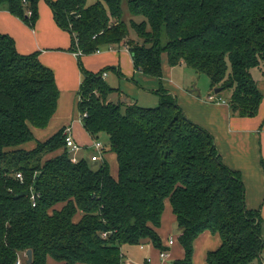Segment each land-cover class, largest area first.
<instances>
[{
    "label": "trees",
    "instance_id": "1",
    "mask_svg": "<svg viewBox=\"0 0 264 264\" xmlns=\"http://www.w3.org/2000/svg\"><path fill=\"white\" fill-rule=\"evenodd\" d=\"M27 1L0 0V6L8 3L34 26L39 0ZM47 2L73 35L72 49L82 52L83 125L96 140L107 135L105 148L117 154L119 172L114 177L106 160L74 163L65 128L24 147L35 139L33 127L49 125L60 89L36 53L21 54L14 38L0 32V264H28V249L30 264H46L49 256L59 264H126L123 247L145 240L168 250L157 231L168 199L186 252L176 263L192 264L195 239L210 230L222 243L209 251V264H264L261 211L248 208L242 174L223 162L213 135L162 88L153 107L116 102L110 97L119 89L103 77L111 67L93 73L81 58L126 46L138 71L161 80L167 53L171 66L184 65L207 75L213 90L221 87L215 95L229 91L233 115L255 116L263 94L251 69L264 62V0Z\"/></svg>",
    "mask_w": 264,
    "mask_h": 264
},
{
    "label": "crops",
    "instance_id": "2",
    "mask_svg": "<svg viewBox=\"0 0 264 264\" xmlns=\"http://www.w3.org/2000/svg\"><path fill=\"white\" fill-rule=\"evenodd\" d=\"M38 11L36 24L30 26L10 11L8 3L0 6V32L14 38L21 54L36 53L39 60L52 69L60 89L58 108L49 125L45 128L33 127L35 139L27 142L24 147L32 149L38 142L45 141L60 129L70 128L76 140L83 146L81 150L90 152L92 156L96 153L92 148L96 139L85 129L78 109L83 74L79 56L72 49L73 35L58 24L47 0H39ZM81 58L84 67L93 73H99L111 67L107 70L108 75L105 80L118 85L119 91L114 93L115 98L111 95L113 99H116L119 94L122 96L128 94L123 90V82L128 83L132 90L136 88L140 93L141 82L139 80L143 78L139 76H143L144 73L136 69L128 47L104 49L82 55ZM113 71L118 77L112 75ZM251 73L263 94L258 113L251 117L232 114L230 104L226 100L230 96L229 91L226 94L223 92L222 96L218 95L217 99H210V95L215 92L212 87L207 90L206 95H202L201 89L192 91L189 88L192 82L189 69L184 65L171 66L167 53L163 54V76L159 80L160 85L157 89L162 88L173 94L186 116L213 135L223 162L228 167L241 172L246 187L248 208L261 211L263 218L261 232L264 239V62L252 68ZM139 99L134 97L128 102L139 103ZM77 117L81 120L76 121L79 120ZM104 160L110 164L112 175L118 177L117 154L106 147L102 159L93 162L99 165ZM80 219L81 214L78 213L75 221ZM157 231L163 246L168 248L169 256L161 257L160 249L155 247L151 241L145 240L143 241L144 247L139 244L138 247L136 246L138 249L132 252L133 257L140 255L138 260L131 256L130 251L133 246L123 247L126 264H137V261L143 264L148 257L151 258L149 264H178L176 261L185 258V248L179 239L181 231L169 199L166 200L162 222ZM171 238H174L173 245L169 244ZM221 243L219 233L210 230L203 231L194 241L192 264H209L207 259L209 251L219 248ZM125 248L128 253L125 252ZM262 259L264 261V249ZM46 264H59V262L49 256ZM77 264L84 263L78 262Z\"/></svg>",
    "mask_w": 264,
    "mask_h": 264
},
{
    "label": "rangeland",
    "instance_id": "3",
    "mask_svg": "<svg viewBox=\"0 0 264 264\" xmlns=\"http://www.w3.org/2000/svg\"><path fill=\"white\" fill-rule=\"evenodd\" d=\"M95 0H89V3H93ZM123 10H124V17L128 20L129 19V16H130V12H129V8H128V4L126 1L123 2ZM189 73H190V77L192 82L190 83V89H194V87H196V89L194 91H197L198 89L202 91V95H206L207 94V90H210L211 89V84H210V79L207 75L205 74H201V75H197L192 69L190 70L189 69ZM112 75H117L116 72H112ZM180 76V74H179ZM139 77H142L143 80H139L140 82V85H141V90H140V93L137 92L136 88L135 90H132L129 86L128 83H124L123 82V90L126 91L128 94H125V95H117L116 99H113L115 100L116 102H120V100L122 102H128L129 100H132L134 97L135 98H140L139 100V104H142L144 106H156L159 101H160V94H159V89L158 86L160 85V82H159V79L158 78H155V77H152V76H148L146 74H143L140 75ZM132 82V81H131ZM110 86L114 87V88H118V85H116V83H111L110 81L108 82ZM227 92L225 91V94ZM115 95L116 94H112V96L115 98ZM142 95V97H141ZM111 96V97H112ZM112 97V98H113ZM120 99V100H119ZM79 119V117H77ZM81 119L79 120H76V121H80ZM52 130V129H51ZM34 133V132H33ZM35 136V135H34ZM100 141H102V143L105 145L107 144V141H108V137L106 134H102L101 137H100ZM69 154H71L69 152ZM87 161V163L90 165V166H98L96 165L97 163L96 162H93L91 160V153L86 151V150H81L79 151V158L80 159H83V158ZM179 227V226H178ZM133 246L132 250L130 251L131 253V256L133 257L132 255V252L136 251L138 248L137 245H131ZM137 246V247H136ZM129 249V248H128ZM126 253H128L127 251V248L124 249ZM129 253V254H130ZM134 259L136 258V260H138L140 258V255L137 254V256L133 257ZM138 263L137 264H142L141 261H137Z\"/></svg>",
    "mask_w": 264,
    "mask_h": 264
},
{
    "label": "built area",
    "instance_id": "4",
    "mask_svg": "<svg viewBox=\"0 0 264 264\" xmlns=\"http://www.w3.org/2000/svg\"><path fill=\"white\" fill-rule=\"evenodd\" d=\"M23 1H24V3L28 2L27 0H23ZM27 12L29 15L32 13L31 10H28ZM75 53L78 56L82 54L80 49L75 51ZM107 75H108V72L105 71L103 73V77L105 78ZM210 99H217V95H215V94L210 95ZM81 117H82V115H81ZM65 146H66L68 152L71 153L70 155H71L72 161L74 163L79 162L81 160L79 158V151H81L83 146L76 140V138H75V136H74V134L70 128H67L65 130ZM92 148L96 151V153L91 156V160L92 161H98V160L102 159V155H103L104 149H105V145L102 143V141L95 140L93 145H92ZM17 178H19L20 180H23L22 173H18ZM31 199H32L33 205L35 206L36 205V197L34 194L31 196ZM169 244L170 245L174 244V238H171L169 240ZM141 247H144V243H141ZM160 255L163 258H167L169 256V252H168V250H161ZM150 262H151V258L148 257L145 259V262L143 264H149ZM16 264H21V261L19 260Z\"/></svg>",
    "mask_w": 264,
    "mask_h": 264
},
{
    "label": "water",
    "instance_id": "5",
    "mask_svg": "<svg viewBox=\"0 0 264 264\" xmlns=\"http://www.w3.org/2000/svg\"><path fill=\"white\" fill-rule=\"evenodd\" d=\"M196 89V87H194V89L192 91H194ZM215 93H219L222 91L221 87H216L215 88ZM28 190H25L23 192H21L20 194L17 195V197H21V196H26L28 194ZM26 257H27V263L30 264L33 262V250L32 249H28L26 252Z\"/></svg>",
    "mask_w": 264,
    "mask_h": 264
}]
</instances>
